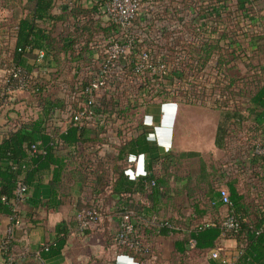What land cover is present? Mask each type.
Wrapping results in <instances>:
<instances>
[{
  "label": "trees",
  "instance_id": "1",
  "mask_svg": "<svg viewBox=\"0 0 264 264\" xmlns=\"http://www.w3.org/2000/svg\"><path fill=\"white\" fill-rule=\"evenodd\" d=\"M58 1L25 0L27 14L19 17L10 28L5 26L0 15V37L6 47L2 63L9 70H18L17 77L7 73L0 81V93H4L0 97V115L18 102L12 93L16 90L30 94L35 101H27V106L38 109L35 117H19L14 110L3 114L4 118L11 119V124L4 123L5 128L0 131V215L11 216L14 223L18 215L13 208L18 199V187L24 186L23 194L26 195L33 182H41L50 174L52 198L57 192H64L70 183L78 182L87 190L92 203L86 202L77 212L95 207L100 214L101 204L97 200H103L107 190H110L106 195L109 198L116 194L118 198H112L114 213L119 217V223L123 216L129 217L133 226L130 238L136 249L113 243L136 254L140 262L148 255H158L153 236L172 234L175 236L172 259L176 264H188L190 256L206 255L215 249H219L220 258L210 257L209 264H264V157L254 152V145L244 150L227 142L230 132L236 136L245 130L250 133L247 136L249 142L257 139L264 143L262 69L255 71L258 78L255 73L241 76L236 68L240 52L222 49L217 41L208 44V49L217 54V63L224 66L226 72L225 84L216 87L226 100L216 108L218 110L213 109L221 118L214 137L221 156L207 162L197 152L169 151L163 159L172 164H167L163 173L131 176L127 171L131 169L133 159L155 149L146 138L143 126L132 117L120 115L122 121L113 127L115 139L107 137L106 126L91 130L67 123L61 128L54 127L53 131L48 129L56 110L66 113L68 106L76 108V96L81 89V84H77L79 66L84 55L90 53L89 43L108 29L102 20L91 16L92 10L84 9L76 1L68 2L60 12H54ZM226 1L231 5L229 10L221 12L223 17L237 14L251 19L250 16H259L256 9L259 0ZM20 3L0 0V13ZM228 22V26L232 25L230 19ZM253 36H256V42L258 33H247L246 37L251 38L248 46H254ZM258 43L261 45L254 46L255 49L263 52L261 38ZM25 48L31 51L26 52ZM35 49L46 52L40 64L34 63ZM253 49H249L250 52ZM44 66L50 69L47 75L36 76L37 67ZM66 70H72L70 77L64 75ZM51 86L59 87V95L51 96ZM99 105L109 110L106 100H101ZM69 118L66 116L65 120ZM246 120L252 125L247 129L241 125ZM114 121L116 118L109 122ZM129 122L135 123L141 131L125 139L122 131ZM32 145L36 147L34 153L30 152ZM105 145L112 147V151L103 155L101 150ZM194 158H198V172L193 175L183 169V162ZM181 180H184V186L174 185ZM221 187L228 191L229 204L221 202ZM228 216H233L236 227L224 226ZM74 226L78 227L76 218L69 225L64 221L58 223L54 239L28 257L42 264V260L60 255ZM12 238V233H8L0 243L6 259ZM221 239L235 240V250L227 253L217 245ZM8 263L15 264V261Z\"/></svg>",
  "mask_w": 264,
  "mask_h": 264
},
{
  "label": "built area",
  "instance_id": "2",
  "mask_svg": "<svg viewBox=\"0 0 264 264\" xmlns=\"http://www.w3.org/2000/svg\"><path fill=\"white\" fill-rule=\"evenodd\" d=\"M72 1L92 10L108 29L89 43L90 53L84 55L77 71V84H81L77 106L67 107L65 115L71 118L64 126L72 123L91 130L106 126L111 139L116 138L113 127L122 121L120 115L131 119L132 113L140 112L141 126L153 128L152 121H145L144 112L155 104L160 106L161 117L165 104L220 108L226 97L216 87L225 84L226 72L208 44L217 41L222 49L240 52L247 33L261 29L254 19L237 14L223 17L221 12L231 5L226 0H59L53 11L60 12ZM33 53L34 63H42L46 52L35 49ZM39 69L50 71L45 66ZM7 73L17 77L18 70L5 67ZM101 100L109 102V110L99 105ZM111 118L116 121L109 122ZM134 128V123H127L123 137H132ZM146 138L158 142L153 130L147 131ZM253 145L254 152L264 157V143L258 140ZM30 152H36L34 145ZM24 190V186L18 187L17 200L24 198ZM219 193L221 202L229 204L227 189L221 187ZM75 218L79 230H84L97 223L100 214L92 207L80 210ZM224 226L236 227L233 216L226 218ZM132 231L129 217L123 216L113 241L136 249ZM211 257L220 258L219 249L212 251Z\"/></svg>",
  "mask_w": 264,
  "mask_h": 264
},
{
  "label": "crops",
  "instance_id": "3",
  "mask_svg": "<svg viewBox=\"0 0 264 264\" xmlns=\"http://www.w3.org/2000/svg\"><path fill=\"white\" fill-rule=\"evenodd\" d=\"M5 49L0 37V81H3L5 77V64L2 63L5 58ZM191 107L165 104L162 106L164 113L162 117L158 104L145 108V121H152L154 127L145 126L144 131L147 133L153 130L154 138L156 137L158 142L149 139L155 149L133 159L127 174L139 176L147 173H163L167 164H172L164 160L163 156L171 150L173 153L193 151L199 153L201 157L202 152L220 151L214 144L219 113ZM4 113L0 115V131L5 128L2 123ZM163 122L165 123L162 124ZM188 124L193 127L192 132L186 129ZM140 131V128L135 127L133 133ZM174 143H177L179 148L175 149ZM110 151L112 147L105 145L101 154H109ZM156 157L159 159L153 161L152 159ZM191 160L183 162V169L194 175L198 172V166L191 169L192 167L189 166ZM185 174L187 173L184 172ZM49 180L50 174H47L41 182H33L25 197L14 203L13 208L18 214L14 218V223L11 216L0 215V243L8 233H12L13 237L7 259L4 258L0 246V264H9L8 261L13 260L15 264H38L28 255L54 239L55 226L58 223L64 221L69 225L72 221L74 222L78 208L86 202L92 203L87 190L83 189L78 182L70 183L64 192H57L52 198ZM174 185L184 186L185 183L181 180ZM109 191H106L103 200H97L101 204L98 222L84 230L74 226L69 231L61 254L42 260V264H176L172 259L175 239L172 234L153 236L152 240L158 255H148L142 262L136 254L118 248L113 243L112 236L118 230L119 217L114 213L115 201L112 198H118V196L114 194L109 198L106 196ZM84 231H87L86 234ZM217 245L225 249L227 253H232L236 248V241L221 239Z\"/></svg>",
  "mask_w": 264,
  "mask_h": 264
},
{
  "label": "rangeland",
  "instance_id": "4",
  "mask_svg": "<svg viewBox=\"0 0 264 264\" xmlns=\"http://www.w3.org/2000/svg\"><path fill=\"white\" fill-rule=\"evenodd\" d=\"M15 2L21 1L20 4H18L17 6H15V8H9V9H4L0 15L1 17H3L1 20L3 21V23H5V26L10 28L12 27V25L15 24V21L21 17L27 14V7L28 4H25V0H14ZM257 7L256 9L258 10V15L259 16H250L251 19H254L255 21L258 22V27H260V31H258V37L261 38V42H262V50L263 52H261V50H256L255 48L257 47V45H261L258 43V39H256L255 42V37L253 36L252 41L254 42V46L256 47H252L253 52H250L252 50L251 46H248L251 38L248 39V37H246L245 42H242V51H240L239 57L240 59L237 60V69L240 72L241 76L244 74H252L255 73L254 76H256L257 78L259 77V75L255 72L257 71L259 68L262 69V75L261 78L263 77L264 79V39L262 40V38L264 37V19L262 18V16L264 15V0H259L258 4H256ZM30 7V6H29ZM86 9V8H84ZM13 10V11H12ZM14 12V14L12 15V13ZM93 13H91V16ZM259 17V18H258ZM59 29V27H58ZM245 49V50H244ZM251 49V50H249ZM44 65V64H43ZM45 71V70H44ZM72 70H66L64 72V75L67 77H70ZM47 75V71L43 72V70L39 69V67H37L36 70V76L39 75ZM50 94L51 96L54 95H59V87L58 86H51L50 87ZM16 99L18 100V102L14 105V106H9L5 109V114L7 115V113L12 112V110H14L17 115L19 117H35L37 114L38 109L36 107H29L27 106V101H35L32 99V97H30V94H28L26 91H17L15 93ZM191 107V106H188ZM194 109H203V110H207V111H213L216 112L215 110H210V109H205V108H200V107H191ZM200 112H204V111H200ZM219 113V112H218ZM132 119H134V122L139 121V119L141 118V113L140 112H135L132 113ZM66 115L64 112L61 113V111L56 110L53 114V118H52V122L48 123L49 127L48 129L50 131H53L54 127H63L64 123H65V118ZM9 117L7 116V119L4 118L2 119V123L7 124V126H9L11 123H9ZM205 119V118H204ZM11 120V119H10ZM221 121L220 115H219V121L218 123ZM165 122H163L162 124H164ZM241 125L245 126L247 129L248 127L252 126L250 120H246L244 121ZM177 129V128H176ZM186 129H188L190 132H192L193 127H191L189 124L187 125ZM247 131V130H246ZM206 132V131H205ZM187 135H189V133H187ZM249 134H247V132L244 131H239V134H237L236 136H233V134L230 132L227 138V142H229V145L238 149L239 147L244 149V150H248L254 142L258 141L257 139H252V141L250 140V142L248 141L247 136H249ZM177 143H174V148H179L177 146ZM172 151V150H171ZM203 156V159L207 162L209 161H213L217 158H219L222 154L221 151H218L216 153H211V152H202L201 153ZM189 166L192 167L191 169H193L194 167L198 166V162L196 159H192L191 162L189 161ZM209 222V220L207 221ZM211 257V253H207L206 255H202V256H190V259H188V264H209L208 263V259Z\"/></svg>",
  "mask_w": 264,
  "mask_h": 264
}]
</instances>
